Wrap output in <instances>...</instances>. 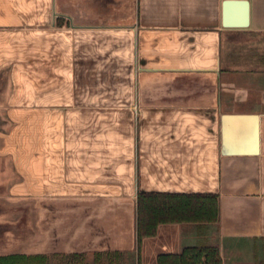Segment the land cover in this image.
Wrapping results in <instances>:
<instances>
[{"label":"crops","instance_id":"obj_1","mask_svg":"<svg viewBox=\"0 0 264 264\" xmlns=\"http://www.w3.org/2000/svg\"><path fill=\"white\" fill-rule=\"evenodd\" d=\"M140 191L220 207L146 262L264 264V0H0V254L133 251Z\"/></svg>","mask_w":264,"mask_h":264},{"label":"trees","instance_id":"obj_2","mask_svg":"<svg viewBox=\"0 0 264 264\" xmlns=\"http://www.w3.org/2000/svg\"><path fill=\"white\" fill-rule=\"evenodd\" d=\"M217 193L140 191L137 196V251L100 250L91 258L85 252L3 253L0 264H142L141 245L157 233L163 222H216ZM157 264H222L216 245H189L179 253H160Z\"/></svg>","mask_w":264,"mask_h":264},{"label":"water","instance_id":"obj_3","mask_svg":"<svg viewBox=\"0 0 264 264\" xmlns=\"http://www.w3.org/2000/svg\"><path fill=\"white\" fill-rule=\"evenodd\" d=\"M250 19V0H223V24L247 26Z\"/></svg>","mask_w":264,"mask_h":264},{"label":"rangeland","instance_id":"obj_4","mask_svg":"<svg viewBox=\"0 0 264 264\" xmlns=\"http://www.w3.org/2000/svg\"><path fill=\"white\" fill-rule=\"evenodd\" d=\"M160 246L156 243V239L152 237H147L144 239L143 244L141 246V257L143 260V264H155L153 260H147L146 258L149 257L153 252H157ZM137 251V245H135L134 249ZM93 256L92 253L88 254V257L91 258ZM148 259V258H147Z\"/></svg>","mask_w":264,"mask_h":264}]
</instances>
